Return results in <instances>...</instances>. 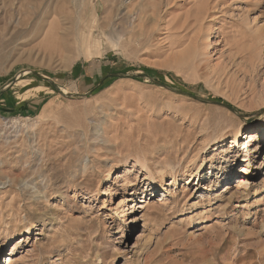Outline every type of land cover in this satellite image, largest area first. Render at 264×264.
<instances>
[{
    "label": "rangeland",
    "instance_id": "rangeland-1",
    "mask_svg": "<svg viewBox=\"0 0 264 264\" xmlns=\"http://www.w3.org/2000/svg\"><path fill=\"white\" fill-rule=\"evenodd\" d=\"M260 129L264 0H0V264H264Z\"/></svg>",
    "mask_w": 264,
    "mask_h": 264
},
{
    "label": "bare ground",
    "instance_id": "bare-ground-1",
    "mask_svg": "<svg viewBox=\"0 0 264 264\" xmlns=\"http://www.w3.org/2000/svg\"><path fill=\"white\" fill-rule=\"evenodd\" d=\"M192 25V24H191ZM190 27H192V26H190ZM194 36V35H193ZM205 37H207V36H205ZM196 37H190V39H189V43H188V45L186 46L187 48L186 49H184V52L182 53V55L183 56H189V57H192L195 61H201V59H200V57H202V56H206V50H207V48H208V46H209V44L208 43H206V42H204V43H202V45H201V47H199V45L196 43ZM206 40V39H205ZM182 46V45H181ZM262 133V134H261ZM262 135V136H264V130H258V131H256L255 133H252L251 134V137H250V140L252 141V140H256L257 138H258V136L259 135ZM233 144H236V142H237V138H238V136H239V130H236V131H234V133H233ZM261 136V137H262ZM139 162V161H138ZM139 165L143 168V169H146L147 170V168H146V166L143 164V163H141V162H139ZM200 168V167H199ZM199 170V169H198ZM175 174V173H174ZM174 174H173V172L171 173V177H170V180H171V184H173V183H176V177L174 176ZM242 175H243V178L242 179H239L238 180V185L237 186H235V187H237V188H241L242 187V185L246 182V180H245V178H247L248 176H249V174H248V170L247 169H242ZM150 178V177H149ZM190 178H191V176H189V178H188V181L190 180ZM154 180L155 179H152V178H150V181L151 182H154ZM160 182V181H159ZM163 182V178L161 179V183ZM160 188H161V186H160ZM134 190V192L136 193V191H137V189L136 188H134L133 189ZM11 259H7V262H11L10 261ZM13 261V260H12Z\"/></svg>",
    "mask_w": 264,
    "mask_h": 264
}]
</instances>
